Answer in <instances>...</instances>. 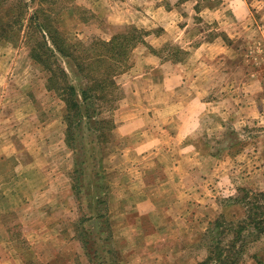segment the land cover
Listing matches in <instances>:
<instances>
[{
	"label": "rangeland",
	"instance_id": "1",
	"mask_svg": "<svg viewBox=\"0 0 264 264\" xmlns=\"http://www.w3.org/2000/svg\"><path fill=\"white\" fill-rule=\"evenodd\" d=\"M0 264H264V0H0Z\"/></svg>",
	"mask_w": 264,
	"mask_h": 264
},
{
	"label": "trees",
	"instance_id": "2",
	"mask_svg": "<svg viewBox=\"0 0 264 264\" xmlns=\"http://www.w3.org/2000/svg\"><path fill=\"white\" fill-rule=\"evenodd\" d=\"M14 7H16V5H14ZM17 7H19V6L17 5ZM19 8H20V7H19ZM47 32L50 33L49 30H47ZM104 44H105V43H104ZM105 45H107V44H105ZM79 71H81V70H79ZM81 72H82V71H81ZM85 75H87V74H85ZM96 81H97V80H92L91 83L94 84ZM252 220L254 221V218H252ZM259 226H261V224H257V225H255V227H256L257 229H258ZM261 228H262V227H261Z\"/></svg>",
	"mask_w": 264,
	"mask_h": 264
},
{
	"label": "crops",
	"instance_id": "3",
	"mask_svg": "<svg viewBox=\"0 0 264 264\" xmlns=\"http://www.w3.org/2000/svg\"><path fill=\"white\" fill-rule=\"evenodd\" d=\"M143 204H145V203H143Z\"/></svg>",
	"mask_w": 264,
	"mask_h": 264
}]
</instances>
